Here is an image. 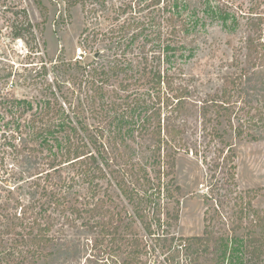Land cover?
Returning <instances> with one entry per match:
<instances>
[{"label": "trees", "instance_id": "1", "mask_svg": "<svg viewBox=\"0 0 264 264\" xmlns=\"http://www.w3.org/2000/svg\"><path fill=\"white\" fill-rule=\"evenodd\" d=\"M32 1L38 24L18 1L0 0L9 35L26 48L18 64L0 66V264H37L65 245L67 228L78 227L114 264H166L157 255L168 239L179 240L173 248L185 251L184 264L213 257L220 264L229 234L239 232L232 260L239 251L238 264H264V209L253 205L262 187L238 190L236 154L220 130L256 138L252 132L264 126V100L254 105L246 88L250 68L264 64V7L247 12L243 59L231 61L239 71L200 94L181 67L192 50L183 38L199 12L228 17V1L221 12L216 0H59L65 12L79 5L85 22L107 26L82 30L80 53L51 67L65 73L54 84L44 79L47 62L40 57L48 6ZM92 42L114 48L108 63L98 49L87 51ZM38 84L37 94L16 93L17 86ZM214 140L208 160L207 147L197 144ZM180 151L200 155L210 171L198 235L173 231L180 219L174 175Z\"/></svg>", "mask_w": 264, "mask_h": 264}, {"label": "rangeland", "instance_id": "2", "mask_svg": "<svg viewBox=\"0 0 264 264\" xmlns=\"http://www.w3.org/2000/svg\"><path fill=\"white\" fill-rule=\"evenodd\" d=\"M24 6L34 24H38L41 20L40 13L32 0H15ZM48 6L47 22L44 25L42 40H45V53L40 55L47 62L48 71L44 79L48 83H55L51 79L57 77L60 80H65V73L59 70L51 69L61 61H72L75 54L80 48V42L83 40L82 30L88 25L92 28L105 29L107 22L105 20L92 21L83 18L81 6L77 5L71 9L70 13L65 12L64 5L59 0H43ZM220 11H225L227 8L222 6V3L228 1L231 10L228 17L219 18L215 16H207L201 12L199 15L191 16V20L198 21L190 27V32L185 36L184 42L192 48L191 52L186 53L181 63V67L186 77L193 78V83L200 94L213 91L222 83V76L238 72L239 69L231 61L235 55L241 60L243 59L244 49H240L244 45L246 22L250 19L247 12L251 8L260 5L264 7L263 0H216ZM197 1L193 2L194 6ZM222 2V3H221ZM212 5L214 2L211 3ZM213 8V7H212ZM237 15L233 16V10ZM7 18L0 16V61L2 67L15 62L18 64L22 60L26 52L25 44L20 39H12L9 35L7 26ZM90 23V24H89ZM88 27V28H89ZM261 36L264 38V24H262ZM87 51L98 49L102 55L101 59L106 64L110 61L111 54L114 48L108 42H92L90 46H86ZM89 52V51H88ZM264 53V49L261 51ZM90 53L87 54V60L93 57ZM25 60V59H24ZM38 60H41L40 58ZM24 62V61H23ZM259 65L254 69L250 68V81L246 82V88L253 97V104L260 103L264 100V64L258 61ZM262 64V65H261ZM62 67V66H60ZM71 70H68L70 72ZM10 80L14 79L12 76ZM43 79L39 77L38 81ZM10 83V82H9ZM42 86V85H41ZM38 86L21 85L16 87V93L19 94H37L40 91ZM69 84L64 82L62 90L65 91ZM248 94V93H247ZM76 101V94L73 96ZM192 123H197L192 120ZM220 130L224 131V138L232 143L236 157V179L238 190L257 189V196L253 205L259 212L264 209V126L254 130L251 135L244 133L243 136H237L235 132L223 125ZM189 138V144L193 146L192 140ZM203 140V138H201ZM207 141V139H205ZM214 145H218V141H211L208 145L206 142L197 147H207L208 160L210 156H214ZM220 171V170H219ZM175 180L181 186L180 193V219L174 227V232L177 236H191L201 234L203 231V212L205 209L204 193L210 192V171L207 164L201 160V156H196L192 153L180 151L176 157ZM114 188V192L116 193ZM117 202L125 203L129 210L132 205L123 197H117ZM165 201V200H164ZM166 203H168L166 201ZM165 205V204H164ZM168 206L172 210L173 204L170 202ZM262 232L264 231L261 230ZM237 234L236 236H231ZM239 233H230L228 238V249L226 255L221 259L220 264H238L236 257L240 256V252H236V257L232 260V255L235 252L232 248L236 243L234 237H238ZM65 245L60 246V249L52 256L41 259L37 264H114L108 261L105 252L100 248H92L85 241L91 238V235L84 232L81 227L67 228L63 235ZM233 238V239H232ZM179 240L168 239L162 244L163 251L157 255V258L166 264H184L185 251L173 248ZM192 251V250H191ZM212 257V253H207L206 258ZM215 257L210 259V262L205 264H216ZM118 263V262H117Z\"/></svg>", "mask_w": 264, "mask_h": 264}, {"label": "built area", "instance_id": "3", "mask_svg": "<svg viewBox=\"0 0 264 264\" xmlns=\"http://www.w3.org/2000/svg\"><path fill=\"white\" fill-rule=\"evenodd\" d=\"M79 53H80V50H78L77 54H79Z\"/></svg>", "mask_w": 264, "mask_h": 264}]
</instances>
